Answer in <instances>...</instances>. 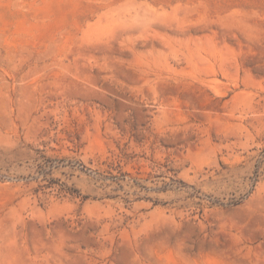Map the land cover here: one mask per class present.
Returning a JSON list of instances; mask_svg holds the SVG:
<instances>
[{
    "label": "rangeland",
    "instance_id": "obj_1",
    "mask_svg": "<svg viewBox=\"0 0 264 264\" xmlns=\"http://www.w3.org/2000/svg\"><path fill=\"white\" fill-rule=\"evenodd\" d=\"M0 264H264V0H0Z\"/></svg>",
    "mask_w": 264,
    "mask_h": 264
}]
</instances>
